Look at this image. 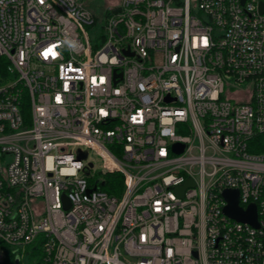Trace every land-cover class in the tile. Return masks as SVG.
Returning <instances> with one entry per match:
<instances>
[{"label":"built area","instance_id":"1","mask_svg":"<svg viewBox=\"0 0 264 264\" xmlns=\"http://www.w3.org/2000/svg\"><path fill=\"white\" fill-rule=\"evenodd\" d=\"M0 57V264H264V0H0Z\"/></svg>","mask_w":264,"mask_h":264},{"label":"trees","instance_id":"2","mask_svg":"<svg viewBox=\"0 0 264 264\" xmlns=\"http://www.w3.org/2000/svg\"><path fill=\"white\" fill-rule=\"evenodd\" d=\"M7 62L4 58L0 57V79L6 77ZM114 186H117V190H114ZM122 187L121 175L118 173L107 174L105 177V182L103 184L102 190L107 194L114 195L118 194ZM26 264H39L41 261L42 253L38 246V243H34L25 250ZM5 264H15V258L10 252L6 254Z\"/></svg>","mask_w":264,"mask_h":264},{"label":"water","instance_id":"3","mask_svg":"<svg viewBox=\"0 0 264 264\" xmlns=\"http://www.w3.org/2000/svg\"><path fill=\"white\" fill-rule=\"evenodd\" d=\"M84 172L87 173V169H85ZM191 185H193L192 181L190 179L186 180L185 183L178 188V193H181L185 187ZM224 195L226 197V200L228 201V206L225 208V212L228 216L240 222H246L253 225L254 227H257L254 207H250L247 213H241V211L237 207V193L234 191H226ZM15 264H19V261L17 259L15 260Z\"/></svg>","mask_w":264,"mask_h":264},{"label":"rangeland","instance_id":"4","mask_svg":"<svg viewBox=\"0 0 264 264\" xmlns=\"http://www.w3.org/2000/svg\"><path fill=\"white\" fill-rule=\"evenodd\" d=\"M105 1H106V0H94V3H95L96 5H98V6H102V5L104 4ZM194 1H195V0H191V2H194ZM88 154H89V157H93V155H92L91 152H88ZM94 162H95V164H96L97 167L100 166V162L98 161V159H95ZM97 177H99V176H97ZM22 261H23L24 263H26V257H25V256L22 258Z\"/></svg>","mask_w":264,"mask_h":264},{"label":"clouds","instance_id":"5","mask_svg":"<svg viewBox=\"0 0 264 264\" xmlns=\"http://www.w3.org/2000/svg\"><path fill=\"white\" fill-rule=\"evenodd\" d=\"M65 43L71 45V46H75L74 43L72 41H66Z\"/></svg>","mask_w":264,"mask_h":264},{"label":"bare ground","instance_id":"6","mask_svg":"<svg viewBox=\"0 0 264 264\" xmlns=\"http://www.w3.org/2000/svg\"><path fill=\"white\" fill-rule=\"evenodd\" d=\"M192 186V185H191ZM188 187V186H187Z\"/></svg>","mask_w":264,"mask_h":264}]
</instances>
